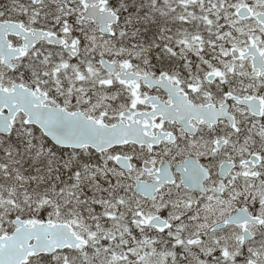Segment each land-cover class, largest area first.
I'll return each instance as SVG.
<instances>
[{
	"label": "snow or ice",
	"instance_id": "1",
	"mask_svg": "<svg viewBox=\"0 0 264 264\" xmlns=\"http://www.w3.org/2000/svg\"><path fill=\"white\" fill-rule=\"evenodd\" d=\"M0 264H264V0H0Z\"/></svg>",
	"mask_w": 264,
	"mask_h": 264
}]
</instances>
